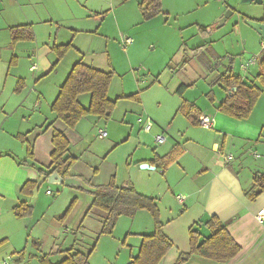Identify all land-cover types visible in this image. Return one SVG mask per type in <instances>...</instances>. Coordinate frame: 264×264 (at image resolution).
I'll use <instances>...</instances> for the list:
<instances>
[{"label":"crops","instance_id":"0c3cea01","mask_svg":"<svg viewBox=\"0 0 264 264\" xmlns=\"http://www.w3.org/2000/svg\"><path fill=\"white\" fill-rule=\"evenodd\" d=\"M108 1L96 0L89 6L87 1L82 3L78 0H0V34L4 35L3 41L5 35L7 38V44L4 45L11 44L9 30L12 26L31 25L33 28L34 41L18 42L12 47L13 51L20 46L27 47V62H30L28 71L33 74L30 82L35 81V86L27 94L22 95L24 88H27L25 81H28V77L20 74L13 91L18 93L20 98L26 97L20 102L22 106L29 100L35 101L34 110L38 112L35 117H29V120H25L26 123L20 124L25 127L26 133L23 135L33 146L32 160L27 158L24 145L19 150V157L10 155L9 151H5L3 145H0V262L8 258L7 264H40V258L49 254L50 261L57 264L63 258L58 252L71 248L78 251L76 235L72 237L69 232L64 233L69 235L70 239L63 237L65 240L60 243L62 239L56 240L54 237L50 245L46 246L45 240L42 239L43 234H40L42 230L39 226L46 225V219L57 216L58 211L68 208V205H64L68 202L67 195H71L70 203L81 198L80 192H69L62 188L58 192L62 198L55 202L50 201L46 205L41 204L35 196L34 192L38 186L43 182L47 183L48 180L44 179L40 171L44 174L50 171L52 134L56 130L62 132L69 142L68 156L76 159L68 172V177L78 178L95 189L106 186L110 179L117 187H132L138 194L155 201L161 213L160 220L164 226V233L173 243V248L160 264H174L180 254L189 251L188 231L194 224H197L195 229L201 235L200 240L207 238L209 231L202 224L212 217L218 218L225 225L230 237L240 247L239 254L226 264H264V220L261 222L257 220V215L264 210V191L254 201H250L247 196L253 187V177L264 176V94H261L250 116L239 121L218 111V106L227 92H224L219 103L212 95L211 104H200L198 100L185 96L187 91L179 96L176 91L180 85L177 87V84L173 83L168 93L178 97V100L166 99L159 118L153 116L154 121L151 119L153 122L151 131L143 133L141 125L138 124L140 118L136 120L140 127L138 131L149 137L142 135L134 137L133 127L123 121L127 119L126 115L120 122L112 121L115 110L110 120H103V124H98L102 120L87 116L81 119L74 129L67 128L51 113L50 107L60 87L78 61L104 72L110 69L117 72L113 62H110L111 67H107L109 65L106 66L101 56L108 52V42L103 45L102 50L97 51L96 47L102 43L97 44L96 41L98 37L105 36L103 27L109 17L117 20L119 16L116 14L118 8L111 12L107 8L111 7L112 3L123 6L130 1L125 3ZM136 1L138 4L139 1ZM223 1L219 0L222 4ZM90 21L93 23L89 26L87 23ZM40 31L44 32L42 38H39ZM61 32L71 33L66 43L58 39ZM69 42L72 44L71 50L54 67L57 57L52 50L53 46ZM11 63H18L16 57ZM139 95V102L128 101L136 104L134 109L141 110L140 116H143L141 119H145L144 117L148 115L143 101L141 103V93ZM126 96L131 95L121 97ZM83 97L84 95L79 97V102L87 107L89 96L88 99ZM183 101L193 103L198 108L200 111L198 122L200 117H209L211 128L204 129L198 122L194 125L186 116L177 113ZM163 117L171 118L169 123H164ZM180 119H184V122ZM98 129L104 130L107 137L98 138ZM3 132L4 129L1 127L0 135ZM16 134L22 135L11 133L13 137ZM159 135L165 138V142L160 146L153 141V138ZM176 147L182 152L167 169L152 166L151 161L156 156L165 157ZM220 154H230L234 159L229 164H224ZM254 154L259 158H253ZM22 162L25 163L21 165ZM139 165H149L154 169H140ZM27 182L36 185L32 195L21 192V188ZM66 189L71 191L74 188ZM47 196H52V192ZM179 197L182 198L181 201L177 200ZM92 200L93 198L91 202ZM78 202L81 204L82 198ZM22 203L32 207L30 217L18 218L14 215L13 210ZM92 212L94 210L87 216L89 217ZM143 212L137 211L132 218L118 219L117 225L130 221L125 231V245L129 247V252L127 259L120 264H129L131 258L138 254L140 236L153 233L151 224L153 222L149 223ZM70 214L68 217L72 216L73 211ZM98 216L102 226L103 216L102 214ZM139 216L142 217V221L136 222ZM77 229H83L82 224ZM111 236L99 237L97 234L98 242L89 258V264H118L121 249L119 248L114 257L108 242H100L103 238ZM130 238L136 239L132 242L135 245H127ZM53 258L56 260L60 258V261L55 263L52 261ZM183 264L218 263L193 256Z\"/></svg>","mask_w":264,"mask_h":264},{"label":"rangeland","instance_id":"374dc122","mask_svg":"<svg viewBox=\"0 0 264 264\" xmlns=\"http://www.w3.org/2000/svg\"><path fill=\"white\" fill-rule=\"evenodd\" d=\"M78 1L82 3L87 1L89 6L96 2V0ZM239 1L224 0L222 4L219 0H162L163 14L149 21L142 20L136 0H131L123 6L112 3L111 7L107 9L111 12L118 8L116 14L119 16L117 20L109 17L103 27L105 36L98 37L96 41L97 44L98 42L102 43L101 46L96 47L97 51L102 50L103 45L108 42L109 50L101 56L105 60L106 66L109 65L107 67H111L110 62H113L117 69L108 94L110 100L117 101L111 120L120 122L126 115L127 119H123V121L133 127L135 130L134 137L136 135L146 137L147 135H144L142 130L143 133L138 131L140 127L136 124L137 119L143 118L140 116L141 110L134 109L136 104L122 99L121 96L141 93V103L143 101L148 115L144 118L150 117L154 121L153 116L159 118V113H162L166 99L178 100V97L168 93L173 83L177 84V87L179 85L186 86L185 96L191 97L189 99H196L198 103H206L207 105L212 103L207 98L208 94L215 96L217 103H219V99L226 92L221 86L211 85V81L228 68L232 69L234 76L246 77L247 83L257 84L255 80L258 72L257 64L251 66L249 71L247 70L245 73L242 71V66L254 58H259L263 50V41L254 30L244 24V20H262L263 6L258 3L242 5ZM228 12L232 13L231 16L219 27L218 22ZM217 17L218 19L214 23L215 29L209 35L202 36L199 29L207 28ZM91 23L93 22L90 21L87 25L90 26ZM70 34L61 32L59 41L66 43L69 41ZM3 36L0 34V52H2L0 56V93H2L0 98V128L3 127L4 132L0 135V145H3V149L9 151L10 155L19 157V150L23 144L17 138V134L13 137L11 133L25 134V127L20 124L29 120V117H35L38 112L34 110L35 101L29 100L26 105H21L20 102L24 101L26 97L20 98V95L14 92L15 86H17L20 74L27 76L28 81H25L27 88H24L25 91L22 94L25 95L35 86V81L30 82L33 74L28 71L30 62H27V47L20 46L13 51L11 44L4 45L7 44V38L5 35L3 41ZM42 37H44V32L40 31L39 38ZM126 38L132 40V44L125 48L124 41ZM14 57L18 63H11ZM20 90L22 91V89ZM83 98L88 99V95H84ZM169 119L171 118L163 117V122L169 123ZM180 120L184 122V119ZM102 122L104 123L102 120L98 124H103ZM141 166L139 165L138 168ZM85 185L95 189L90 185ZM61 188L69 192H80L82 203L78 204L81 198L76 200L75 207L72 209V216L67 217L64 221H59L57 217L63 215L67 207L66 210L58 211L57 216L46 219V225L39 226L42 230L40 234H43L42 239L45 240L46 246H49L54 237L56 240L63 237L70 239L69 235L64 234L69 232L72 237L77 236L78 251L87 254L97 240L96 237L101 227L98 214L101 215L102 213L93 209L94 212L83 219L91 204V199L94 197L91 191L75 189L70 191L65 187L43 182L34 193L41 204L46 205L50 201L55 202L62 198V195L58 194ZM47 190L52 192V196L46 195ZM70 196L67 195L68 202L64 204L68 207L71 201ZM53 197L57 198L53 199ZM142 214L145 215L146 220H149V223L152 222V218L147 212L144 211ZM126 220L128 221V219ZM140 221H142L141 216L136 222ZM129 222L117 225V220V227H115L112 236L105 237L100 241L101 243L108 242L114 257L119 248L121 249L118 264L125 261L128 256L129 247L125 245V231L126 227H129ZM81 224L83 229H77ZM64 240H60V243ZM127 241L129 243L127 245H135L132 242L136 239L130 238ZM52 261L57 263L60 258L58 260L53 258Z\"/></svg>","mask_w":264,"mask_h":264},{"label":"trees","instance_id":"16d2710c","mask_svg":"<svg viewBox=\"0 0 264 264\" xmlns=\"http://www.w3.org/2000/svg\"><path fill=\"white\" fill-rule=\"evenodd\" d=\"M116 1L125 3L131 0ZM262 6L264 13V0ZM137 8L143 21L152 20L163 14L162 0H140ZM217 19L218 17L207 28L199 29L202 36L209 35L215 29L214 23ZM259 22L264 24V14L262 20ZM9 34L11 45H15L18 42L34 41V32L31 25L12 26ZM71 48L72 44L70 42L65 45L53 46L52 50L57 57L54 67L66 56ZM257 68L258 72L255 76L257 84L252 82L247 83L246 77L234 76L231 68L226 69V71L211 81V85L221 86L227 92L224 100L218 106V111L221 114L239 121L247 119L250 116L261 94H264V49L258 58ZM114 76L115 72L112 69L104 72L86 65L82 61H78L72 67L66 80L60 87L59 93L50 107L51 113L55 116L56 120L61 121L69 129H74L79 121L87 116H93L104 121L110 120L117 103L108 98V90ZM234 88L236 90L228 94ZM185 90L186 86H180L176 93L181 96ZM82 95L89 96L87 107L82 106L79 102V97ZM207 98L213 102L210 94H208ZM122 99L139 102L140 95L136 93L132 96L122 97ZM177 113L183 114L192 124L197 125L200 111L193 103L183 101ZM17 138L25 146L27 158L32 160V144L28 143L25 135H18ZM52 146L50 171L47 174L41 171L40 173L44 176V179H48L54 172H57L62 179L67 178L69 176L68 172L76 159L70 157V155L68 156L69 142L62 132L56 130L53 132ZM181 152V149L176 147L165 157L159 158L156 156L151 161V164L158 169H167L178 158ZM24 163L22 162L21 165ZM252 184L253 187L247 194L250 201H254L264 191V176L255 175ZM35 187V183L27 182L21 188V192L32 195ZM75 204L76 199L70 203L63 215L57 217L58 220L64 221L70 215ZM93 209L99 210L103 215L102 226L98 233L99 237L111 236L120 217L132 218L136 215L137 211H146L152 218L153 233L151 235L140 236L141 244L138 254L134 258H131L129 264H160L164 256L173 248V243L164 233V226L160 220L161 213L155 201L138 194L132 187H117L111 180L110 184L108 183L102 188L95 189L93 200L85 215L87 216ZM13 212L18 218L30 217L32 207L26 203H22ZM202 225L209 231V236L200 240L201 235L195 229L197 224H194L188 231L190 249L187 253L180 254L174 264H183L193 256L218 264H226L239 254L240 247L230 237L225 225L218 218L212 217ZM97 242L96 240L87 254L73 251V248L58 252L60 255H63V258L57 264H89V258L95 250ZM49 256V254L43 255L39 263L53 264Z\"/></svg>","mask_w":264,"mask_h":264},{"label":"water","instance_id":"95a60500","mask_svg":"<svg viewBox=\"0 0 264 264\" xmlns=\"http://www.w3.org/2000/svg\"><path fill=\"white\" fill-rule=\"evenodd\" d=\"M239 3L242 5H255L257 3L262 4L263 0H240ZM231 14H232L231 12H228L227 14L224 15V17L220 20V22H218L219 27L226 22V20L229 18V16H231ZM244 24L250 27L252 30H254L260 36V38L262 39L261 41H263L264 44V24H262L259 21H253L248 19L244 20ZM235 90H236L235 88L232 89L229 92V94ZM140 169L152 170L154 169V167L149 165H142ZM47 183L49 185L53 184V185L64 186L66 188L83 189V191L86 190V191L95 192V189L89 188L80 179L74 177H67L62 179V177L57 172L52 173L48 177Z\"/></svg>","mask_w":264,"mask_h":264},{"label":"built area","instance_id":"2783aa9c","mask_svg":"<svg viewBox=\"0 0 264 264\" xmlns=\"http://www.w3.org/2000/svg\"><path fill=\"white\" fill-rule=\"evenodd\" d=\"M130 43H131V41L129 39H125V41H124L125 47L128 44L130 45ZM262 48L264 49V44L262 45ZM257 61H258V58H254V59L250 60L248 62V64L242 66L243 67L242 71L244 73L247 72V69H249L251 66H254L255 64H257ZM138 122H139L138 124L141 125V129L143 132L148 133L151 131V129L153 127V122H152L150 117H146L145 119L140 118L138 120ZM198 123H199V126L204 128V129H210L211 125H212L210 118L207 116L200 117ZM97 136H98V138L103 139V138L107 137V133L105 131L99 129L97 132ZM155 142L160 146L161 144H163L165 142V138L161 135L156 136ZM253 158H259V157H258V155L254 154ZM220 159H222V162L224 164H229L234 158L230 154H223V155L220 154ZM46 194L51 195V192L47 191ZM177 200L181 201L182 198L179 197V198H177ZM257 220L260 222L264 220V210L257 215ZM7 259L2 260L0 262V264H7Z\"/></svg>","mask_w":264,"mask_h":264}]
</instances>
